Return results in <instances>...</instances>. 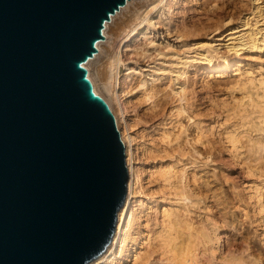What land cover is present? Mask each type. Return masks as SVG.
Returning a JSON list of instances; mask_svg holds the SVG:
<instances>
[{
    "label": "rangeland",
    "instance_id": "1",
    "mask_svg": "<svg viewBox=\"0 0 264 264\" xmlns=\"http://www.w3.org/2000/svg\"><path fill=\"white\" fill-rule=\"evenodd\" d=\"M170 3L142 22L129 47L117 36L113 98L98 94L119 117L137 169L130 232L147 241L138 264H264V40L236 52L218 39L264 11L257 16L253 0ZM209 44L215 49L206 64L200 54ZM98 62L101 71L108 64ZM164 210L198 236L188 243L178 235L172 249L165 242L175 230Z\"/></svg>",
    "mask_w": 264,
    "mask_h": 264
},
{
    "label": "water",
    "instance_id": "2",
    "mask_svg": "<svg viewBox=\"0 0 264 264\" xmlns=\"http://www.w3.org/2000/svg\"><path fill=\"white\" fill-rule=\"evenodd\" d=\"M127 0H0V264H88L126 194L124 144L83 63Z\"/></svg>",
    "mask_w": 264,
    "mask_h": 264
},
{
    "label": "bare ground",
    "instance_id": "3",
    "mask_svg": "<svg viewBox=\"0 0 264 264\" xmlns=\"http://www.w3.org/2000/svg\"><path fill=\"white\" fill-rule=\"evenodd\" d=\"M163 1L167 2V9L169 11L170 8L172 7V3H170V0H127L122 6L119 7V9L116 12L111 14L109 20L104 23V27L102 30L103 38L96 42L95 44L96 51L94 52V54L83 63V66L86 69V76L89 79L92 86V90L95 94L97 95L102 94L104 95L103 97H105L106 99H110L112 97L114 91V81L117 80V78L115 77L116 66L121 61L119 56L120 52L115 51L116 48L114 49V47L117 46V45L115 46L116 44L115 39L117 38V36L122 35L121 33H123L122 37L124 39L122 41L124 44L126 43V47H127L128 46L127 43L128 41H130L132 35H134V33L138 30L139 33L142 31V29L140 30V25H142V22L144 23L145 21L146 24L149 23L151 18L153 17L152 13L161 7ZM253 2L255 4L253 6H255L256 9V10L254 9L255 10L254 12L258 13V15L257 13L256 14L254 13L253 16L257 15L260 17V15H262L264 11V3H263L264 1L253 0ZM260 2H262L263 4H260ZM124 11L129 12V14L126 16L125 20L122 21V23L118 24V22H116L117 19L116 17L118 15H123ZM248 17H246L243 20L242 27H240L239 29L231 27L218 37L219 40L224 39L226 41V46L228 47L227 48L228 50L232 48L237 52L239 51V49H242L245 46L257 48L259 46L258 43L264 40V16H261L260 19H258L257 17V19L253 21V23H251L252 21H249L250 19L248 20ZM116 29H119L118 34L115 33L117 32ZM206 49H208L206 50V53H201L200 56L203 59V61H205L206 64H211L210 62L212 58L210 57L212 56L209 54L211 53V51H214L215 48L213 47V44L211 45L209 44L207 45ZM207 51H209L210 53ZM103 57L106 63L108 64L102 68L103 71L102 72L97 67L98 64H100L98 61H100V59L102 60ZM217 66L215 65H213L212 67L210 66V69L211 70L215 68L217 69ZM258 84H259L258 87H261L260 89H263L264 91V80H260ZM110 106L112 107L111 104ZM113 110L115 111V109ZM118 118L119 117L115 116V122H116V126L120 128L121 126L119 125L121 123H120V119ZM122 131L120 130L119 135H120V139L124 144L125 155L127 156L126 166H127L128 178H129L128 190L126 194L127 196L125 198L122 207L117 212L116 228L113 233L112 240L110 241L106 250L102 254H100L97 258L90 261L88 264H116L120 262L122 258L124 259L128 258L127 262H129L130 264H138L139 261H141L142 258L144 257L143 248L145 245L147 246L146 240H145L146 242L144 241L138 242L136 239H134L135 237H132L130 232L134 222V213L131 206V198L133 197L134 194V188H135L134 186L136 183L138 184V175H137V169L131 163L130 140L129 143L128 141L127 142L125 141V134ZM170 215H172V217L174 216L173 214H171L169 210L163 211V216L170 224V226L173 227L172 230L173 229L175 230V235H173V237L171 236L167 238V241L165 243H171L172 246L171 248L175 250L176 243L174 244L173 242L175 237L181 234H186L187 236L186 241H187V239L190 238L191 236L197 237L198 234H194L190 231V223L189 224L184 223L185 225L184 226L181 225V229H179L180 222L175 220V217L173 219ZM130 240H131V245L129 246L128 242ZM188 240L190 242V239ZM187 246H185V248ZM181 249L182 248L180 247L178 248L179 251H181ZM183 250L184 249H182L181 252H183ZM127 252H129V254H127ZM238 259L232 258L230 260H226V262L227 264H235L238 262ZM182 262L184 263L190 261L186 258V256L185 257L183 256Z\"/></svg>",
    "mask_w": 264,
    "mask_h": 264
}]
</instances>
